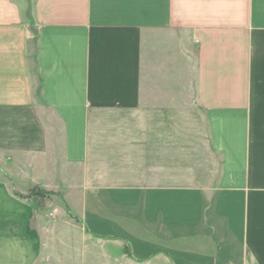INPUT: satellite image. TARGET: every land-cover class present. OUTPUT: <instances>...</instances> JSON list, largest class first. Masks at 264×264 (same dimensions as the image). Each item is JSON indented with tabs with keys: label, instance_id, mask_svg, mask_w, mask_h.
<instances>
[{
	"label": "crops",
	"instance_id": "obj_1",
	"mask_svg": "<svg viewBox=\"0 0 264 264\" xmlns=\"http://www.w3.org/2000/svg\"><path fill=\"white\" fill-rule=\"evenodd\" d=\"M87 233L264 264V0H0V264Z\"/></svg>",
	"mask_w": 264,
	"mask_h": 264
},
{
	"label": "rangeland",
	"instance_id": "obj_2",
	"mask_svg": "<svg viewBox=\"0 0 264 264\" xmlns=\"http://www.w3.org/2000/svg\"><path fill=\"white\" fill-rule=\"evenodd\" d=\"M36 199L49 198V193L35 192L30 193ZM53 201L52 197L50 198ZM58 203V199H54ZM85 243V261L84 264H172L164 256L156 255L147 259H140L133 255L129 243L122 240H112L97 236H89Z\"/></svg>",
	"mask_w": 264,
	"mask_h": 264
}]
</instances>
